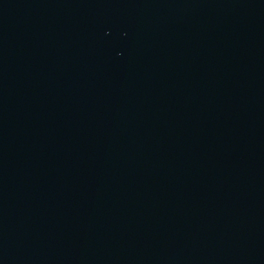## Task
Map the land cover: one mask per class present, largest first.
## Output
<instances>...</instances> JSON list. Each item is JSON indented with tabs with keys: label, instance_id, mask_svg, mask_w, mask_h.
<instances>
[{
	"label": "water",
	"instance_id": "water-1",
	"mask_svg": "<svg viewBox=\"0 0 264 264\" xmlns=\"http://www.w3.org/2000/svg\"><path fill=\"white\" fill-rule=\"evenodd\" d=\"M0 264H264V0H0Z\"/></svg>",
	"mask_w": 264,
	"mask_h": 264
}]
</instances>
